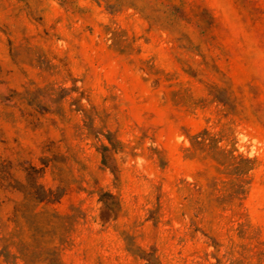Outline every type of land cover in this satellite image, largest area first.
<instances>
[{"label":"rangeland","instance_id":"obj_1","mask_svg":"<svg viewBox=\"0 0 264 264\" xmlns=\"http://www.w3.org/2000/svg\"><path fill=\"white\" fill-rule=\"evenodd\" d=\"M203 128L254 165L215 213L199 191L239 174L186 150ZM43 207L62 264H215L203 233L231 264L238 222L264 250V0H0V264L56 263Z\"/></svg>","mask_w":264,"mask_h":264},{"label":"trees","instance_id":"obj_2","mask_svg":"<svg viewBox=\"0 0 264 264\" xmlns=\"http://www.w3.org/2000/svg\"><path fill=\"white\" fill-rule=\"evenodd\" d=\"M217 99L218 97L214 95ZM220 101V99H218ZM223 101V100H222ZM190 147L186 150L190 151L193 157L203 163L205 171L214 169L221 173L222 169H233L239 174V178L235 180H223L216 175L211 176L207 182V188L199 191V212L215 213L216 210H224L226 206L232 207L236 199L240 198L243 186V179L240 176L247 171L253 169L254 165L251 159L235 155V149H226L221 146L220 140L210 130L203 128L191 135H188ZM205 173V172H203ZM30 183L42 190V193H35L30 196V200L37 205L58 201L60 196L54 195L51 190H47L35 177H29ZM220 185V186H219ZM45 207V206H44ZM43 207V208H44ZM38 217L36 224L39 228L41 237L50 235L53 238H58V245L55 247L56 263L62 264L60 261L61 245L63 244L62 236L67 229V220L69 215H59L57 213L50 214L49 210L44 208L36 213ZM228 244L225 255L231 264H238L246 258V254L255 257L259 263L264 261V250L261 249V243L258 236L253 232L250 225L243 222H238L237 226L228 228ZM209 239V246H212L214 251L211 255L216 259L215 264H224L218 253L222 247V243L214 236H209L203 233ZM147 264H156L157 258L149 253L141 255Z\"/></svg>","mask_w":264,"mask_h":264}]
</instances>
